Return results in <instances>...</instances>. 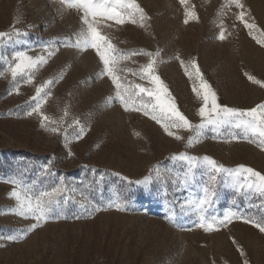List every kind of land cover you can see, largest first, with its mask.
Here are the masks:
<instances>
[{"label":"rangeland","instance_id":"rangeland-1","mask_svg":"<svg viewBox=\"0 0 264 264\" xmlns=\"http://www.w3.org/2000/svg\"><path fill=\"white\" fill-rule=\"evenodd\" d=\"M241 2L258 36L264 32V0ZM136 3L147 17L144 27L105 21L101 31L121 52H159L156 74L189 121L200 123L202 100L181 61H195L220 105L248 110L264 103V87L247 78L264 82V46L236 18L241 9L227 6V0ZM186 7L195 13L188 23ZM81 15L61 0H0V33L8 34L0 38V264H264V232L244 222H264V196L247 187V173H219L213 183L203 159L264 175L259 138L228 126L205 129L189 145V131L173 129L183 137L178 140L142 111H125L111 79L101 75L96 51L65 46L69 39L75 42ZM16 52L44 56L46 62L13 80L8 68ZM147 61L144 55L121 60L118 74L150 87L123 71ZM48 80L54 82L45 89L50 95L42 93L41 113L60 122H45L59 127L58 133L41 126L40 114H27L36 88ZM80 126L84 131L77 139ZM181 154L193 159L181 160ZM145 177L149 182L137 183ZM205 186L216 193L210 207L204 206L206 215L222 218L231 210L243 219L214 231L199 228L193 202ZM54 187L65 189L59 206L26 231L35 221L16 214L11 192L38 195ZM21 234L22 239H8Z\"/></svg>","mask_w":264,"mask_h":264},{"label":"snow or ice","instance_id":"snow-or-ice-1","mask_svg":"<svg viewBox=\"0 0 264 264\" xmlns=\"http://www.w3.org/2000/svg\"><path fill=\"white\" fill-rule=\"evenodd\" d=\"M61 2L68 9H75L82 13L80 17L82 27L75 35V42L73 43L71 39H69V41L65 43V46L75 47L79 50L92 48L96 51L103 64L101 75H106L111 79L116 88V98L120 101L125 111H142L145 115L155 120L167 135L174 136V138L178 140L183 139V137L178 135L173 129L177 131L181 129L189 131L192 133L188 138L189 145L193 142H198L205 129L211 128L213 131H217L221 128L234 126L235 128L242 129L245 133H251L253 136L258 137L260 145L264 146V103L258 104L248 110H240L220 105L217 102L215 92L212 91L207 81L203 79L195 61L190 65H185L184 62L181 61V65L185 69V74L190 80L193 78L195 79L196 83L193 84V91L197 97L202 100V104L197 113L200 117V123L193 124L179 111L167 86L156 74L157 58L159 56L158 51L156 53L144 50L121 52L115 48L109 38L101 31V26L105 21H113L116 25L139 23L141 27H144V21L147 17L143 9L136 3V0H61ZM186 2L187 0H180L182 5L186 4ZM231 5H235L237 9H241L236 18L249 30V35L252 36L258 44L264 46V32H260L258 36L254 35V32L259 30L254 23H249L245 20L247 11L241 0H227V6L230 7ZM189 18H195V13L186 7L184 22L188 23ZM6 35L8 34L0 33V38ZM17 35H20V33L17 32ZM218 38L221 40L225 38V31L223 28H221ZM49 55H51V53H49ZM134 55L147 56V63L140 65L137 70L124 69L123 71L130 72L141 80H146L148 84L151 85L150 87H144L132 81H126L125 78L118 74V65L120 61L127 60ZM177 59H179V57H177ZM13 60L15 63L9 64L8 68L13 80L19 75L30 74L39 65L46 62L44 56L34 58L23 52H16L13 55ZM247 78L251 82L264 87V82L255 79V77L247 75ZM28 82H31L30 78ZM53 82L52 80L45 81L36 88V95L32 97V100L36 101L35 106L32 107L27 114H40L41 126L53 133H58L60 131L59 127L49 128L45 122H48V124H59L60 122L41 113V105L44 102V96L50 95L45 89ZM42 93L44 96H42ZM145 97L148 99L146 100ZM65 115H67V112H65ZM74 123L79 125L78 120L74 121ZM83 131V126H80L79 132L76 135L77 139L80 138ZM233 138L238 139V137ZM179 159L192 160L193 158L181 154ZM203 159L211 169L209 178L213 183L218 178L216 174L219 173H227L231 177H237L241 172L247 173L250 181L247 187L249 189H254L259 192L260 195L264 196V175L242 165L237 166L235 169H228L218 165L211 158L204 157ZM45 171H47V168H45ZM252 177H254L255 180H251ZM9 182L13 185L17 184L15 180ZM147 182H149V177H145L143 181H138L137 183ZM61 183L63 184V179H61ZM21 187H23V185H21ZM64 190L65 189L60 187H54L50 191H41L38 195H33L31 192L27 191L22 195L14 188L10 195L18 202L16 214L25 218L31 217L35 221L26 231L35 229L40 225L41 221L49 218L59 206L60 201L58 196ZM202 191L203 196L198 199V203L193 202V207L199 214V223L197 224L199 228L206 232L214 231L218 230V226L230 222L233 218L243 219L231 210L225 212L222 218H218L215 215H206L204 206L208 205L210 207L216 193L214 190H210L209 186H205ZM109 206L111 207L113 205L110 204ZM114 206L117 210H124L125 208V205L121 203H116ZM244 222L251 223L261 232H264V222H258L253 219H246ZM22 238L23 234L20 236L8 237L10 240Z\"/></svg>","mask_w":264,"mask_h":264}]
</instances>
